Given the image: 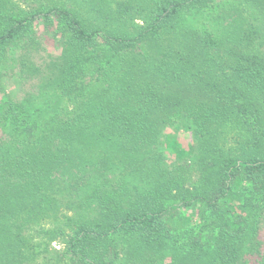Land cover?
Instances as JSON below:
<instances>
[{"label": "trees", "instance_id": "obj_1", "mask_svg": "<svg viewBox=\"0 0 264 264\" xmlns=\"http://www.w3.org/2000/svg\"><path fill=\"white\" fill-rule=\"evenodd\" d=\"M84 1L94 10L82 9L88 19L66 0L20 8L16 15L7 12L11 0H0V264L33 262L34 234L39 247L62 237L63 264H246L256 256L246 249L260 244L255 235L247 239L252 230L243 192L264 193L263 28L248 17L249 28L230 39L179 27L186 9L211 0H122L104 17L98 15L100 1ZM244 1L264 15V0ZM48 35L60 54L50 56L49 76L38 92L16 102L3 92L11 73L8 56L18 58L22 74H33L34 55L49 46ZM100 44L116 51L109 66L121 67L99 92L82 87L81 78L89 50ZM233 122L245 131L236 151L221 144L222 131ZM179 123L194 130L213 179L191 198L167 201L183 184L185 168L169 172L160 164L156 188L126 210L117 192L102 184L105 170L112 169L107 156L125 168L145 166L162 126ZM75 173L82 179L75 181ZM91 177L100 179L96 220L69 218L75 228L69 235L60 227L44 228L46 217L67 199L65 190L78 185L76 202L87 204L83 190ZM191 209L195 218H185ZM72 211L77 216V208ZM209 212L223 215L222 226L195 234L192 224ZM122 236L125 245L117 242Z\"/></svg>", "mask_w": 264, "mask_h": 264}, {"label": "rangeland", "instance_id": "obj_2", "mask_svg": "<svg viewBox=\"0 0 264 264\" xmlns=\"http://www.w3.org/2000/svg\"><path fill=\"white\" fill-rule=\"evenodd\" d=\"M50 1L57 2V0H42L41 3L49 4ZM66 1L68 8L75 12L81 11L80 13L84 15L85 13L82 9H84L86 13H89V10L90 13L94 12L89 3L87 4L84 0ZM99 1L104 7L101 8L98 15L101 14L104 17L106 14H109L108 10L115 8L116 4L122 0H93V3L98 6ZM11 2L10 9H8L7 12L14 15L18 13L20 8L24 9V11H28L30 10L28 6L32 8L41 4L40 1L36 0H28L25 4H23L24 2L22 0H11ZM83 2V6L80 7ZM95 15L97 16L96 13ZM245 18H248L250 22H252V20L255 21V25L263 28L264 35V15H259L257 9L247 6L244 0H211V2H208L207 5L203 7L195 5L182 13L179 27L181 29L187 28V30L197 31L210 29L217 35H221L222 38L232 39L236 36L241 37L244 34L243 32L249 28L245 27L247 23ZM134 24L138 27L143 26V23L139 20H136ZM135 31V29H131L133 34H135ZM48 37L50 39L49 46H45L44 50L34 55L35 71L33 74H22L19 68L20 63L18 58H14V56L12 57L11 55L8 56L5 67L11 73H8V76L5 77L3 92L14 101L24 102L30 93L36 94L42 87V82H44L42 78L45 79L49 76V69H51L52 64L50 56H57L60 54L61 48L59 44L53 40L52 35H48ZM17 50L18 49H15L13 52L15 53ZM261 51V55H264V46L261 48ZM88 53L89 63L82 75L81 85L88 90L103 91L105 90L107 80L110 76L117 74L116 71H119L121 67L117 65L111 68L108 64L111 55H114L116 51L112 47L100 44L96 48H91ZM8 54H12V50H9ZM117 54L121 55V57L123 56L119 52H117ZM124 55L127 54L124 53ZM185 89L187 88L181 87L178 90L184 91ZM186 95H189L188 92ZM34 107L37 108L38 106L35 105ZM66 108H68L69 112H72L75 107L73 103H69ZM262 109L264 111V106ZM44 116L47 118V115ZM44 116L40 118L37 117V119L39 121L44 120ZM179 125L180 126H162L161 132L158 135L157 144L152 152L153 156L150 157L152 159L147 160L145 166H128L125 168L118 159L108 161L114 156H107L106 164L112 169L105 170V181L102 182V184L107 189L117 192L126 210L131 209L134 205H137L136 207L140 206L142 201L141 194L147 189L156 188L155 180L162 172L160 164H163L165 169L169 172H171L174 166H183L185 168L184 171L180 172L182 177H184L183 184L172 196L167 195L165 197L167 201H180L185 198H191L199 188L213 179V168L208 165L206 161H203L204 156L199 155L197 151L198 139L194 130L191 128L186 129V127H183V123H179ZM244 132L243 125L233 122L228 128L222 131L221 144L235 151L238 150L240 144L244 141ZM170 135H172L175 140V143L173 142L174 145L168 140L170 139ZM83 157L85 160H88V157H85V155ZM129 159L130 158L125 160ZM75 176V181L82 179L78 173H75ZM91 178H93V183L87 185V188L83 190V194H85L84 200L87 204L80 205L76 202L81 195L76 191L78 185H75L71 190H65L63 194L67 196V199L64 200L62 204L63 207L61 206L58 213H56L61 216L58 218L54 212L46 217L43 221L44 228L60 227L66 235H69L72 234L75 229L73 222L70 221L69 218H75L76 221L74 222L76 223L84 219L96 220L97 211L94 196L97 194L95 191L97 186L95 182L98 181L99 184L100 179ZM243 194L245 198L241 201V204L247 205L248 209L245 211H248V215L246 213L245 216L247 215V217H249L251 223L248 230H252L247 239L253 240V236L255 235V244H260L259 248L255 246L252 249H246L245 252L253 251V253L256 254V256L247 258L246 264H264V193L252 195L249 190L243 192ZM89 197L90 199H88ZM74 207L75 210L76 208L78 210L77 216L73 214L72 210ZM183 214L185 218H195V213L192 209L185 210ZM223 220L222 214L209 212L204 217L194 222L192 227L195 228V234L210 235L219 230ZM38 229L39 227H34L35 231ZM60 238L52 240L44 247H39L38 243L40 239L34 234L32 244H34L35 247L32 251L35 252L36 257L33 262L23 264H63V258L58 255L65 252V243L62 237ZM117 239L120 245L126 244L123 241V236ZM248 248H250V246H248Z\"/></svg>", "mask_w": 264, "mask_h": 264}]
</instances>
